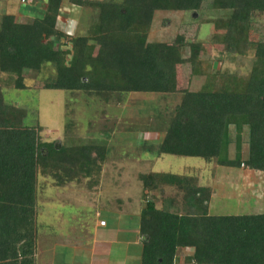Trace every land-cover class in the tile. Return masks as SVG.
Masks as SVG:
<instances>
[{
	"label": "trees",
	"instance_id": "16d2710c",
	"mask_svg": "<svg viewBox=\"0 0 264 264\" xmlns=\"http://www.w3.org/2000/svg\"><path fill=\"white\" fill-rule=\"evenodd\" d=\"M26 1L41 4L43 15L26 23L0 15V73L11 77L0 85V264L38 262L40 178L95 189L111 151L93 142H48L39 123L28 126L27 110L8 103L3 89H28L29 72L53 70L54 80L31 88L81 93L105 105H124L133 94L179 96L162 141L146 140L140 152L264 173V0H212L207 12L204 0ZM70 8L92 18L86 33L63 29L61 14ZM157 12L190 16L197 37L149 41ZM203 23L213 27L207 42L198 39ZM213 49L230 58L251 54L250 72L213 71L205 65ZM141 180L144 194L174 193L160 207L144 198L140 264H264V213L212 215L213 190L196 176L151 172ZM181 250L191 253L181 257Z\"/></svg>",
	"mask_w": 264,
	"mask_h": 264
},
{
	"label": "rangeland",
	"instance_id": "374dc122",
	"mask_svg": "<svg viewBox=\"0 0 264 264\" xmlns=\"http://www.w3.org/2000/svg\"><path fill=\"white\" fill-rule=\"evenodd\" d=\"M211 3L204 0L202 9L210 11ZM1 9L16 13L22 23L43 15L41 7L26 0H0V13H4ZM85 12L77 8L63 11V29L68 27L75 36L86 33L92 18ZM195 27L194 20L184 13L157 12L149 41H171L178 33L194 37ZM211 35L212 25L203 23L198 39L207 42ZM206 55L205 65L213 71L247 75L251 70V54L230 58L213 49ZM51 70L27 73L26 90L5 86V100L27 110L25 123H39L45 141H59L66 146L93 142L107 145L111 151L95 189L89 190L85 184L59 188L51 180L40 178L37 264H140L139 220L144 198H156L160 207L162 198L174 193L165 187L144 194L141 175L151 172L198 177L202 186L213 190L212 215L264 213V173L215 166L201 158L157 157L139 151L146 140L152 144L162 141L179 96L162 99L159 95L133 94L124 105H105L81 93L31 88L37 82L54 80ZM10 78L0 73V85L7 84ZM149 115L156 118L150 119ZM103 126L109 133L102 132ZM247 150L244 144V155ZM234 156L235 145L231 144L229 157ZM101 220L108 224L106 228L100 226ZM190 253L181 250L180 255Z\"/></svg>",
	"mask_w": 264,
	"mask_h": 264
},
{
	"label": "crops",
	"instance_id": "0c3cea01",
	"mask_svg": "<svg viewBox=\"0 0 264 264\" xmlns=\"http://www.w3.org/2000/svg\"><path fill=\"white\" fill-rule=\"evenodd\" d=\"M35 5L41 7V4H39V3H37V4H35ZM2 6H6V5L4 4V5H2ZM5 9H6V8H5ZM5 9H1V10L4 11V13H6L7 11H6ZM41 9H42V8H41ZM12 10H15V9H12ZM64 12H65V11H64ZM4 13H0V15H1V14H4ZM6 14H9V13H6ZM10 14H12V13H10ZM13 14L16 16V13H13ZM41 14H43V12H41ZM41 14H40V15H41ZM33 18H34V17H33ZM33 18H32V19H33ZM62 18H63V20L65 19V17H63V16L61 17V19H62ZM29 19H30V17H29ZM24 20H25V18H24ZM64 21H65V20H64ZM21 22H23V21H21ZM61 22H62V21H61ZM65 23H66V22H65ZM65 25L67 26V23H66ZM67 28H68V27H67ZM67 28H66V29H67ZM107 225H108V224H106V226H103V227L101 226V227H102V228H106Z\"/></svg>",
	"mask_w": 264,
	"mask_h": 264
},
{
	"label": "built area",
	"instance_id": "2783aa9c",
	"mask_svg": "<svg viewBox=\"0 0 264 264\" xmlns=\"http://www.w3.org/2000/svg\"><path fill=\"white\" fill-rule=\"evenodd\" d=\"M101 225H105V223L104 222H101Z\"/></svg>",
	"mask_w": 264,
	"mask_h": 264
}]
</instances>
